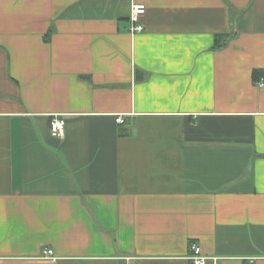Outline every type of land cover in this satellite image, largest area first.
I'll use <instances>...</instances> for the list:
<instances>
[{
	"label": "crops",
	"instance_id": "0c3cea01",
	"mask_svg": "<svg viewBox=\"0 0 264 264\" xmlns=\"http://www.w3.org/2000/svg\"><path fill=\"white\" fill-rule=\"evenodd\" d=\"M255 68L264 0H0V264H264Z\"/></svg>",
	"mask_w": 264,
	"mask_h": 264
},
{
	"label": "built area",
	"instance_id": "2783aa9c",
	"mask_svg": "<svg viewBox=\"0 0 264 264\" xmlns=\"http://www.w3.org/2000/svg\"><path fill=\"white\" fill-rule=\"evenodd\" d=\"M146 6L141 2H133L130 7L129 20L130 28L129 31L133 34L135 32H140L144 29V26L141 22V17L145 14ZM259 87L264 86V76H260L256 81ZM116 122L122 123L124 120L121 116L115 118ZM49 129L52 137L62 138L65 134V120L61 116L54 115L49 121ZM52 249L45 248L42 251L43 258L52 257ZM129 260V258H127ZM188 264H205L209 259L201 251L199 244L191 242L189 245V255L186 257Z\"/></svg>",
	"mask_w": 264,
	"mask_h": 264
},
{
	"label": "trees",
	"instance_id": "16d2710c",
	"mask_svg": "<svg viewBox=\"0 0 264 264\" xmlns=\"http://www.w3.org/2000/svg\"><path fill=\"white\" fill-rule=\"evenodd\" d=\"M222 46H224V37L223 35H218L216 34L214 36V43H213V49H219V48H222ZM140 73V71H138V69L136 70V75H137V78H138V74ZM264 73H263V70L261 69H258V68H255L252 72V78H253V81L256 82L258 80V78L260 76H262Z\"/></svg>",
	"mask_w": 264,
	"mask_h": 264
}]
</instances>
